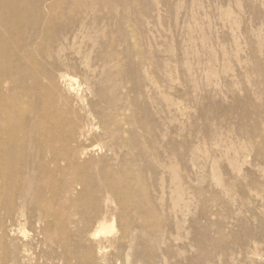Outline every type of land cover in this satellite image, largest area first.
I'll return each mask as SVG.
<instances>
[{"label":"rangeland","instance_id":"rangeland-1","mask_svg":"<svg viewBox=\"0 0 264 264\" xmlns=\"http://www.w3.org/2000/svg\"><path fill=\"white\" fill-rule=\"evenodd\" d=\"M0 163V264H264V0H0Z\"/></svg>","mask_w":264,"mask_h":264},{"label":"bare ground","instance_id":"bare-ground-1","mask_svg":"<svg viewBox=\"0 0 264 264\" xmlns=\"http://www.w3.org/2000/svg\"><path fill=\"white\" fill-rule=\"evenodd\" d=\"M24 19H26L25 16H24ZM20 20H21V16L15 20H11V22L12 23H16V22L19 23ZM19 172L20 171L16 167H14L12 164L2 165L0 163V180L2 182V185H4V186L8 185L10 187H14L15 177H16L15 173L19 174ZM19 198H21V200L24 202L22 207H26L29 205V203L32 202L31 199L29 198V196L27 194H24L22 191L19 193ZM29 200H30V202H29Z\"/></svg>","mask_w":264,"mask_h":264}]
</instances>
